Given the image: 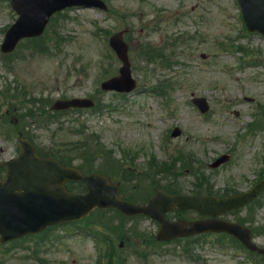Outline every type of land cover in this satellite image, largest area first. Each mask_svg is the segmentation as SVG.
I'll list each match as a JSON object with an SVG mask.
<instances>
[{
	"label": "rangeland",
	"instance_id": "rangeland-1",
	"mask_svg": "<svg viewBox=\"0 0 264 264\" xmlns=\"http://www.w3.org/2000/svg\"><path fill=\"white\" fill-rule=\"evenodd\" d=\"M105 1L109 11L77 8L54 17L45 38L41 39L49 47L48 51L25 48L30 44L26 41L7 57L0 56V91L9 87L13 92L20 85L45 97L47 104L63 96H89L100 106L98 112L73 111L59 115L46 129L29 124V134L35 137L40 149L45 153L52 150L71 155L75 158L73 164L82 162L95 169L120 164L107 166L110 170L104 172L126 177L129 195L136 194L139 198L149 195L153 189L148 183L161 177L167 179L159 180L161 185L169 184L173 189L190 192L195 181L192 170L200 172L205 178L202 180L214 190L221 191L228 185L245 190L256 183L258 175L264 173V68L261 64L264 36L244 29L236 1ZM14 18L15 14L0 0V43ZM120 29H128L125 37L138 84L126 95L103 92L98 87L102 78L117 73L120 62L105 38H108L106 32L111 34ZM31 43L37 45L35 41ZM177 43L178 48L173 47ZM165 44L170 47L163 50L162 57L151 53ZM238 45L246 46L249 52L239 50ZM174 49L175 55L171 54ZM167 56L171 61L169 58L164 61ZM156 85L158 89L163 88L160 95L154 92ZM191 96L205 97L209 111L201 114L191 102ZM7 106L8 102L0 96V114ZM254 119L261 127L248 132L246 124ZM80 124H84L87 133L99 136L100 146L93 147L90 138L89 143L82 141L83 144L75 146L80 142L77 141L69 148L68 143L75 140L70 132ZM174 126L182 129L181 136L171 137ZM16 145L15 139L3 136L0 129V158L15 154ZM96 149H99L97 153ZM183 149L194 158L179 176L176 170L181 167L179 163H170V158ZM104 151L109 153L103 154ZM222 153L231 154V160L224 167L212 169L206 164ZM153 154L155 160L166 162L163 166H172L164 169L176 173V178L146 175V163ZM118 159L131 163H120ZM136 179H142L137 187L132 182ZM257 201L254 222L264 225V190ZM246 213L243 209L225 217L235 219ZM123 220L113 218L109 226L128 230L129 225H135L143 236L156 233V224L150 219ZM87 222L67 224L41 236L8 243L9 251L2 254L0 248V264H102L98 263L92 239L80 230ZM86 226L103 233L100 226ZM254 237L258 245L264 246L263 229ZM216 238L200 235L191 239L188 243L193 258L182 254V244L172 242L157 247L150 238L146 239L140 257V251L136 252L130 241L122 252L117 251L112 261L119 258L113 264H251L245 262L242 251L230 246L233 243L225 239V245ZM235 252L241 254L239 259L235 258Z\"/></svg>",
	"mask_w": 264,
	"mask_h": 264
},
{
	"label": "water",
	"instance_id": "water-1",
	"mask_svg": "<svg viewBox=\"0 0 264 264\" xmlns=\"http://www.w3.org/2000/svg\"><path fill=\"white\" fill-rule=\"evenodd\" d=\"M71 2L88 4L89 0H12L13 6L20 13V18L8 31L3 48H7L17 35L22 36L38 34L41 31L48 15L53 10L68 5V3L70 4ZM243 3L248 20H250L253 16H264V0H243ZM122 58L125 59V55L122 56ZM114 81L115 79L108 80L103 84V87L106 89L130 88ZM82 102L84 105L91 104L87 100H83ZM68 104L82 105L81 100H73L68 103L58 102L55 104V107H65ZM28 147L30 157L35 158L32 153V147L30 145H28ZM26 158V153L21 152L18 161L22 163L26 160ZM38 161L40 160L38 159ZM41 162H50L53 164L56 169L55 175L58 178L55 179V181L61 182L65 179V177L81 179L86 183L89 193L84 196L67 194L58 183H55L52 185V191L48 193L38 191L37 196L31 199L32 202L39 204L40 206L46 204L49 208L48 215L31 212L26 219L21 221L19 219L4 217V215L16 209L18 200L21 197L25 200V196H21L22 193L15 190L24 188L27 179H5L4 181L0 179V231L9 230L18 226L22 227L25 225L36 228L44 222H57L66 218L83 215L87 213L93 205H114L126 214H134L138 212L148 213L163 222V233L171 235L172 232L176 231L175 229L179 230L180 226H178L177 223L168 224L164 221L163 213L166 210L173 209L175 206L179 209L195 207L200 211H209L213 212V214H217L226 209L243 205L245 202L250 200L258 190L256 187L251 192L233 195L224 199L199 196L188 197L179 194L171 195L166 192L159 191L149 200L148 205H132L117 199L116 186L109 185L107 178L104 176L90 175L83 177L79 172L72 168L60 167L54 160H41ZM205 229L226 230L242 238L245 242L249 241L248 230L237 224L227 223L225 221H215L214 223H194L192 224V229L186 232L191 233ZM243 235H245V238Z\"/></svg>",
	"mask_w": 264,
	"mask_h": 264
}]
</instances>
